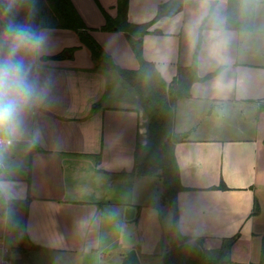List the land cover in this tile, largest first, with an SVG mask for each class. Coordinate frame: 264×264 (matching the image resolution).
<instances>
[{
    "label": "crops",
    "instance_id": "obj_1",
    "mask_svg": "<svg viewBox=\"0 0 264 264\" xmlns=\"http://www.w3.org/2000/svg\"><path fill=\"white\" fill-rule=\"evenodd\" d=\"M70 1L114 63L138 70L124 34L101 30L103 11L116 17L117 0ZM168 1L130 0L128 21L149 23ZM262 4L257 0L252 30L237 32L227 28L228 0H184L180 13L163 16L143 37L145 61L168 85L180 67L192 65L206 21L198 76L221 71L195 83L175 109L174 130L187 136L175 147L184 188L178 225L184 242L201 246L211 260L224 251L227 264H264ZM40 28L48 40L36 72L51 77L53 87L46 104L0 132L12 140L0 150V238L15 264H122L132 249L139 264H163L169 250L162 247L153 183L133 174L136 146L147 140L136 95L118 73L96 67L76 33Z\"/></svg>",
    "mask_w": 264,
    "mask_h": 264
},
{
    "label": "trees",
    "instance_id": "obj_2",
    "mask_svg": "<svg viewBox=\"0 0 264 264\" xmlns=\"http://www.w3.org/2000/svg\"><path fill=\"white\" fill-rule=\"evenodd\" d=\"M51 11V27L70 30L78 36L81 44L90 52L98 69L116 72L137 97V104L147 119V140L144 145L138 143L134 154L133 174L139 176L159 175L163 181L164 199L169 202L173 212V230L170 236L169 251L163 256V264H227L222 251L216 260L206 257L201 246H192L184 242L179 230L178 193L184 190L180 185L175 147L184 142L186 134L174 130V114L179 101L188 99L192 86L216 76L221 69L205 78L197 72V57L202 45L203 22L198 34L193 63L190 67H180L176 77L166 84L156 66L143 57V37L157 21L164 17H173L183 10L184 0H169L164 3L156 17L149 23L135 25L128 21L130 0H117L116 17L103 11L105 24L102 31L123 33L138 61L139 68L129 71L117 66L113 58L101 47L85 26L82 18L70 0H44ZM257 0H228L227 28L237 32H249L253 28V19ZM73 50H68L72 53ZM62 54L55 59H63ZM258 111H264V103H258ZM264 142V141H263ZM220 188H223L220 186ZM224 189V188H223ZM4 200L0 193V205ZM264 261V241L262 246Z\"/></svg>",
    "mask_w": 264,
    "mask_h": 264
},
{
    "label": "clouds",
    "instance_id": "obj_3",
    "mask_svg": "<svg viewBox=\"0 0 264 264\" xmlns=\"http://www.w3.org/2000/svg\"><path fill=\"white\" fill-rule=\"evenodd\" d=\"M37 12V0H0V132L18 127L51 94L52 78L36 72L48 40L34 22Z\"/></svg>",
    "mask_w": 264,
    "mask_h": 264
},
{
    "label": "rangeland",
    "instance_id": "obj_4",
    "mask_svg": "<svg viewBox=\"0 0 264 264\" xmlns=\"http://www.w3.org/2000/svg\"><path fill=\"white\" fill-rule=\"evenodd\" d=\"M37 9H38V12L34 20L35 24L38 25L39 27L50 25L52 22V19H51L50 7L48 6V4L44 0H37ZM259 15L261 17L264 16V4H262L260 7ZM260 25H261V21H260ZM261 27H264V24H262ZM118 79L120 80V82L124 84L123 80L120 77ZM146 123H147V119H146ZM148 180L149 182L153 183L154 192H155V203L157 206L155 211L161 221L162 228L165 231L164 245H162V247H163L164 253H166V251L169 250V242H170V236H171L170 233H171L172 225H174L173 224V212L170 208L169 202L164 199L163 190H162L164 189V186H163L162 178H160L159 175L158 176L155 175V176H149ZM161 225L159 224V226ZM155 240L156 239H153L149 243V247L147 248L148 251H151L153 249ZM13 255H14V252H13ZM15 255L17 256V259H19V262L21 259H23L22 257L21 258L18 257L19 253H17V251H15ZM23 260L21 261L23 262ZM112 263L114 264L115 261H112ZM154 264H156V262ZM157 264H161V262H157Z\"/></svg>",
    "mask_w": 264,
    "mask_h": 264
},
{
    "label": "built area",
    "instance_id": "obj_5",
    "mask_svg": "<svg viewBox=\"0 0 264 264\" xmlns=\"http://www.w3.org/2000/svg\"><path fill=\"white\" fill-rule=\"evenodd\" d=\"M12 145V140L0 137V150ZM0 264H15L13 250L4 238H0Z\"/></svg>",
    "mask_w": 264,
    "mask_h": 264
},
{
    "label": "water",
    "instance_id": "obj_6",
    "mask_svg": "<svg viewBox=\"0 0 264 264\" xmlns=\"http://www.w3.org/2000/svg\"><path fill=\"white\" fill-rule=\"evenodd\" d=\"M12 207L16 208V204L13 202ZM122 264H139L138 255L135 249L130 250L123 258Z\"/></svg>",
    "mask_w": 264,
    "mask_h": 264
}]
</instances>
